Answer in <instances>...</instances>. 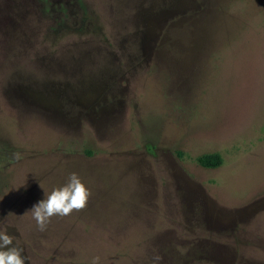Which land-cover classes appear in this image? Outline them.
Masks as SVG:
<instances>
[{"label": "rangeland", "instance_id": "rangeland-1", "mask_svg": "<svg viewBox=\"0 0 264 264\" xmlns=\"http://www.w3.org/2000/svg\"><path fill=\"white\" fill-rule=\"evenodd\" d=\"M0 231L25 264H264V0H0Z\"/></svg>", "mask_w": 264, "mask_h": 264}, {"label": "clouds", "instance_id": "clouds-1", "mask_svg": "<svg viewBox=\"0 0 264 264\" xmlns=\"http://www.w3.org/2000/svg\"><path fill=\"white\" fill-rule=\"evenodd\" d=\"M90 195L91 189L73 172L64 185L45 194L27 212L31 213L40 231H45L53 216H67L74 209L84 208ZM26 259L23 249L13 244V236L0 231V264H25ZM99 261V256L92 258V264H99Z\"/></svg>", "mask_w": 264, "mask_h": 264}, {"label": "trees", "instance_id": "trees-1", "mask_svg": "<svg viewBox=\"0 0 264 264\" xmlns=\"http://www.w3.org/2000/svg\"><path fill=\"white\" fill-rule=\"evenodd\" d=\"M208 162L207 165L211 167H218L220 164V160L217 156H207Z\"/></svg>", "mask_w": 264, "mask_h": 264}]
</instances>
